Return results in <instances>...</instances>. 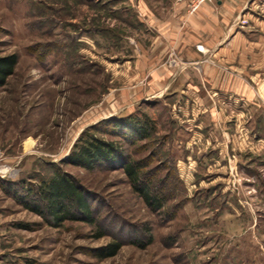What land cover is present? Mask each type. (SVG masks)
<instances>
[{
  "label": "rangeland",
  "instance_id": "obj_1",
  "mask_svg": "<svg viewBox=\"0 0 264 264\" xmlns=\"http://www.w3.org/2000/svg\"><path fill=\"white\" fill-rule=\"evenodd\" d=\"M149 1L0 0V57L18 55L0 87V264H264V156L251 151L243 114L240 132L227 116L226 144L203 139L187 157L188 122L152 86L149 65L141 69L148 25L136 3ZM144 114L156 123L144 141L103 123ZM258 125L253 132L264 135ZM91 128L133 159L155 150L145 170L165 179L161 210L148 207L120 161L67 162ZM54 165L87 190L95 222L56 226L15 199L12 189L40 184ZM115 241L119 252L101 258L98 249Z\"/></svg>",
  "mask_w": 264,
  "mask_h": 264
},
{
  "label": "crops",
  "instance_id": "obj_2",
  "mask_svg": "<svg viewBox=\"0 0 264 264\" xmlns=\"http://www.w3.org/2000/svg\"><path fill=\"white\" fill-rule=\"evenodd\" d=\"M258 1H209L194 12L189 0L136 3L148 25V56H141V69L149 65L152 86L172 97V113L188 122L187 157L203 139L211 147L226 144L227 116L240 132L243 114L252 130L250 150L264 156V135L253 132L257 122L264 123V9L255 8ZM202 118L210 119V129Z\"/></svg>",
  "mask_w": 264,
  "mask_h": 264
},
{
  "label": "trees",
  "instance_id": "obj_3",
  "mask_svg": "<svg viewBox=\"0 0 264 264\" xmlns=\"http://www.w3.org/2000/svg\"><path fill=\"white\" fill-rule=\"evenodd\" d=\"M18 63V55L11 54L0 57V87L7 84V80L15 73ZM111 122L116 130L126 131L128 138L147 140L156 131V123L150 120L146 114L142 117L128 115L121 119H111L103 123ZM94 127V126H93ZM88 129L81 133L74 144L68 163L93 169L98 163L120 161L121 168L125 170L130 183L135 191L144 199L152 211L161 210L169 201L164 191L165 179L152 180L155 168L145 170L151 164L155 156V150L151 156L133 159L124 154L118 144L111 140L98 137L90 133ZM52 175L43 179L40 184L34 186L21 185L15 189L14 197L27 209L38 213L41 217L56 226H60L67 219L83 218L95 222L92 202L87 190L68 171H62L54 165ZM124 244L120 241L111 242L98 249L101 258H109L116 255Z\"/></svg>",
  "mask_w": 264,
  "mask_h": 264
},
{
  "label": "built area",
  "instance_id": "obj_4",
  "mask_svg": "<svg viewBox=\"0 0 264 264\" xmlns=\"http://www.w3.org/2000/svg\"><path fill=\"white\" fill-rule=\"evenodd\" d=\"M179 1V0H177ZM209 1H216V0H189V10L190 12H194L197 10L202 4L209 2Z\"/></svg>",
  "mask_w": 264,
  "mask_h": 264
},
{
  "label": "bare ground",
  "instance_id": "obj_5",
  "mask_svg": "<svg viewBox=\"0 0 264 264\" xmlns=\"http://www.w3.org/2000/svg\"><path fill=\"white\" fill-rule=\"evenodd\" d=\"M30 146V145H29Z\"/></svg>",
  "mask_w": 264,
  "mask_h": 264
}]
</instances>
